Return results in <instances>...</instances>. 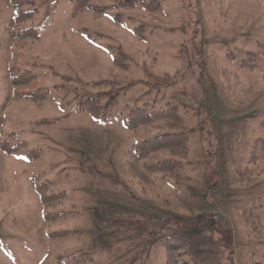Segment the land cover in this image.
I'll return each mask as SVG.
<instances>
[{
    "label": "rangeland",
    "instance_id": "rangeland-1",
    "mask_svg": "<svg viewBox=\"0 0 264 264\" xmlns=\"http://www.w3.org/2000/svg\"><path fill=\"white\" fill-rule=\"evenodd\" d=\"M34 1L24 6L33 18L11 30L14 9L0 0V138L26 143L0 149V264H165L167 237L187 240L189 264H263L264 151L252 161V149L264 135V0H158L156 11L94 0L109 8L77 15L70 0ZM30 26L38 38L15 35ZM240 51L260 54L254 69ZM119 54L128 68L115 64ZM26 70L36 77L14 86ZM38 89L46 100L19 94ZM111 90L108 119L78 110L80 97ZM145 104L176 105L183 122L120 120L125 106ZM179 132L186 154H130ZM167 158L183 168L145 166ZM36 176L66 196L44 203ZM68 230L77 232L54 235Z\"/></svg>",
    "mask_w": 264,
    "mask_h": 264
},
{
    "label": "trees",
    "instance_id": "trees-1",
    "mask_svg": "<svg viewBox=\"0 0 264 264\" xmlns=\"http://www.w3.org/2000/svg\"><path fill=\"white\" fill-rule=\"evenodd\" d=\"M7 4H9L13 9V17L11 18L9 29L13 30L16 28L21 22L26 21L28 19L33 18L35 12L37 11L35 8L31 10H25L24 6L27 4H35L34 0H4ZM73 3V15H77L82 11H90L95 14H102L109 7L99 6L94 3V0H70ZM137 5H141L145 9L149 11H156L160 9L161 5L158 0H122L119 1L118 6L122 8H133ZM122 14L119 13L116 16L117 22L121 21ZM141 31L144 30V27L139 28ZM19 38H38V31L35 26H30L24 30H20L15 34ZM138 37L144 38L142 33H138ZM242 55H245V59L239 61L241 66L248 67L249 69L255 68V63H257L260 59V54L247 51H240ZM230 58L234 60L236 57L230 53ZM127 58L123 54H119L115 58V64L123 69L128 68ZM36 74L31 71L20 72L18 76L12 79V84L14 86H23L30 83ZM105 84H114L113 90H122L124 88L116 87V82L104 81ZM116 87V89H114ZM113 90L109 92H101L95 96H91L88 98L80 97L78 110L81 112H89L95 116H101L105 119H108L110 115L107 113L109 109V105H103V99L105 96L112 95ZM27 100L34 102H42L46 100L49 96L48 89H38L32 92H23L19 93ZM120 120L130 129H136L143 125H148L155 123L157 121H168L177 124H181L183 122L179 108L176 105L169 104L166 109H160L157 111H150L148 105H133V106H125L124 109L119 114ZM264 126V123H263ZM264 132V130H263ZM14 134H11V136ZM1 136V135H0ZM26 146L25 142H19L16 145H12L10 140H3L0 138V149L6 153H14ZM189 150V135L185 132L165 134L153 138L146 139L140 143L134 144L132 151L130 152L131 156L136 160H144L148 158L150 155L160 152V151H175L179 153L186 154ZM264 151V135L258 138L254 144L252 149V161L258 159V152ZM30 156L33 158H37L41 155V151H31ZM147 170L151 173L161 172L163 174H173L178 172L183 168V163L176 159H163L154 164H145ZM36 191L40 197V199L44 203H53L61 198L66 196L65 192L59 193H51L49 194V190L52 182L47 181L45 184H39L37 180L39 177L36 176L33 178ZM134 224V223H133ZM142 225H139L141 228ZM77 231H62L55 233L56 236H65L71 233H75ZM161 244L166 249V263L165 264H189L185 261H182L180 258L182 255L187 253L188 242L183 238L176 237H167L162 239ZM86 258H78L72 257L65 262H58L57 264H85ZM264 264V254L263 261ZM260 264V263H258Z\"/></svg>",
    "mask_w": 264,
    "mask_h": 264
}]
</instances>
